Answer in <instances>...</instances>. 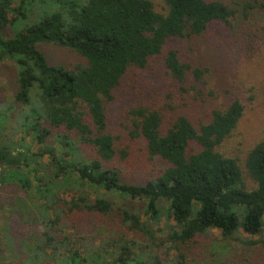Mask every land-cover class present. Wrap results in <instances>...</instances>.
I'll return each instance as SVG.
<instances>
[{
    "label": "trees",
    "instance_id": "trees-1",
    "mask_svg": "<svg viewBox=\"0 0 264 264\" xmlns=\"http://www.w3.org/2000/svg\"><path fill=\"white\" fill-rule=\"evenodd\" d=\"M14 1L0 0V63L17 68L13 102L0 103V188L14 185L25 195L18 215L32 264H234L221 257L231 244L264 248V136L243 168L218 150L243 115L240 100L197 124L182 114L166 124L158 110L132 108L129 134L160 165L144 183L122 180L127 147L108 131L106 103L130 68H145L172 39L199 36L211 23L229 27L233 7L221 0H160L162 10L153 0L73 1L9 35L32 0ZM41 42L84 62L50 64ZM164 55L177 82L206 72L176 50ZM95 217L104 227L91 223ZM102 227L115 236L101 250L84 234Z\"/></svg>",
    "mask_w": 264,
    "mask_h": 264
},
{
    "label": "rangeland",
    "instance_id": "rangeland-1",
    "mask_svg": "<svg viewBox=\"0 0 264 264\" xmlns=\"http://www.w3.org/2000/svg\"><path fill=\"white\" fill-rule=\"evenodd\" d=\"M73 1L81 3L82 0H32L26 20H20L14 28L9 27L7 33L13 35L15 28H24L61 10L64 3ZM153 1L157 10L163 9L160 0ZM221 1L237 11L229 27L211 23L199 36L172 39L163 53L150 59L145 68H130L114 90L113 99L106 103L108 131L115 137L117 147H127L126 161L118 164L123 181L144 183L160 170L157 160L147 158L142 140L129 134L133 128L129 120L132 108L158 110L166 124L178 114L197 124L211 109L226 106L234 99L240 100L244 104L243 115L218 150L239 159L242 168L247 151L264 136V0ZM17 4L18 0H15L13 5ZM37 47L50 64L72 68L84 62L75 51L53 43L41 42ZM168 49L176 50L182 59L194 66L206 67L203 78L196 81L188 76V80L182 83L171 78L163 63ZM16 75L13 61L6 59L0 63V103L13 102ZM244 176L250 186L251 181L245 172ZM25 199L14 185L0 188V264L35 263L30 249L32 244L27 239L28 229L22 226L18 215L22 209L21 200ZM80 218L78 215L79 224ZM90 221L102 225L97 217ZM103 227L84 234L101 250L105 247V240L115 236L113 231H106ZM74 230L70 231L73 233ZM245 249L231 244L221 257L234 264H246L247 259L264 263V248L260 244ZM205 259L197 263L207 264ZM37 264L55 263L47 260Z\"/></svg>",
    "mask_w": 264,
    "mask_h": 264
}]
</instances>
